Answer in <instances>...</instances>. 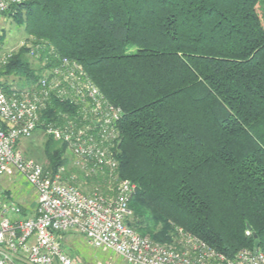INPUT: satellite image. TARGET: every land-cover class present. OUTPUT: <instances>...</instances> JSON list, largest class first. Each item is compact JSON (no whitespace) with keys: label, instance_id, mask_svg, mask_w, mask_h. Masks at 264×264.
I'll use <instances>...</instances> for the list:
<instances>
[{"label":"trees","instance_id":"trees-1","mask_svg":"<svg viewBox=\"0 0 264 264\" xmlns=\"http://www.w3.org/2000/svg\"><path fill=\"white\" fill-rule=\"evenodd\" d=\"M7 13L34 52L19 47L0 67L4 89L66 57L120 107L129 226L161 243L180 228L226 257L256 235L264 253V0H27ZM62 112L75 110L51 99L42 116ZM66 152L46 136L43 166L106 193V172L86 174Z\"/></svg>","mask_w":264,"mask_h":264},{"label":"built area","instance_id":"built-area-1","mask_svg":"<svg viewBox=\"0 0 264 264\" xmlns=\"http://www.w3.org/2000/svg\"><path fill=\"white\" fill-rule=\"evenodd\" d=\"M26 1L0 0V14ZM22 46L33 54L31 45ZM13 51L0 53V67ZM51 99L65 101L74 114L62 112L59 122L46 121L42 114ZM121 116L120 107L108 102L81 65L66 57L44 68L30 86L6 90L0 81V180L21 178L36 197L27 212L0 186V264H84L64 246L70 232L128 264H264L259 248L256 253L242 248L226 257L180 228L170 242L161 243L129 226L128 203L136 184L117 171ZM36 130L64 142L73 164L86 174L105 171L106 193L97 186L85 192L68 181L63 166L51 170L26 156L21 144Z\"/></svg>","mask_w":264,"mask_h":264},{"label":"rangeland","instance_id":"rangeland-1","mask_svg":"<svg viewBox=\"0 0 264 264\" xmlns=\"http://www.w3.org/2000/svg\"><path fill=\"white\" fill-rule=\"evenodd\" d=\"M7 12L8 11L0 14V53L10 49L16 50L21 43L29 45H32L33 43V39L28 37L26 34L24 26L16 21L15 18L10 16ZM7 81L15 84L18 82V79L17 77L10 76ZM29 85V83L23 82L21 87H27ZM45 140L46 135L39 132V130H36L29 138L23 140L21 144L26 156L34 158L43 165L46 163V157L44 155ZM66 153L69 158L72 159L70 151H67ZM66 177L68 181L73 184L83 187V190L86 192L90 191V188L93 187L84 181V179L86 180V177L83 173H80L79 176V173L71 170L69 175ZM0 186L3 190L8 192L11 198L16 199L17 197V199H21L20 195L24 194L26 197L30 196V198L35 202L36 197L34 191L21 178L13 177L8 180L4 177L0 180ZM63 243L67 251L84 264H128L121 257L115 254H109L110 251L107 253L104 249L90 246L84 236L76 234L75 232L67 234L65 238H63Z\"/></svg>","mask_w":264,"mask_h":264},{"label":"crops","instance_id":"crops-1","mask_svg":"<svg viewBox=\"0 0 264 264\" xmlns=\"http://www.w3.org/2000/svg\"><path fill=\"white\" fill-rule=\"evenodd\" d=\"M40 132V131H39ZM21 199H17L16 197V201L27 211V212H31L32 209L34 208L35 202L33 201V199L30 198V196L26 197L24 194H21ZM105 252L108 253V251L106 250ZM109 254H113V253H109Z\"/></svg>","mask_w":264,"mask_h":264},{"label":"water","instance_id":"water-1","mask_svg":"<svg viewBox=\"0 0 264 264\" xmlns=\"http://www.w3.org/2000/svg\"><path fill=\"white\" fill-rule=\"evenodd\" d=\"M249 228H250V227L248 226V229H249ZM254 239H255V241H254L253 253H256L257 250H258V248H259V241H258L256 235H254Z\"/></svg>","mask_w":264,"mask_h":264}]
</instances>
